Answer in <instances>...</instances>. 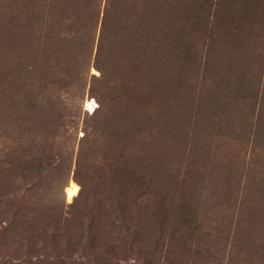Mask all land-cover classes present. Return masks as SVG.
Returning a JSON list of instances; mask_svg holds the SVG:
<instances>
[{"label": "trees", "instance_id": "obj_1", "mask_svg": "<svg viewBox=\"0 0 264 264\" xmlns=\"http://www.w3.org/2000/svg\"><path fill=\"white\" fill-rule=\"evenodd\" d=\"M212 4L0 0V236L8 252H23L28 264H54L78 252L108 261L126 241L147 248L150 237L163 240L152 225L172 210L178 218L184 203L169 142L189 127L180 110L208 102L196 100L194 84L186 93L185 65L192 64L185 54V65L178 61L188 51L181 30L205 23ZM240 102L253 115L256 101ZM257 111L264 118V101ZM223 126L251 137L228 124L219 134ZM260 127L249 138L258 154L264 119ZM194 143L190 177L195 158L202 160ZM70 184L75 192L67 196ZM257 191L264 193V183ZM247 227L239 231L244 244L253 240Z\"/></svg>", "mask_w": 264, "mask_h": 264}, {"label": "rangeland", "instance_id": "obj_2", "mask_svg": "<svg viewBox=\"0 0 264 264\" xmlns=\"http://www.w3.org/2000/svg\"><path fill=\"white\" fill-rule=\"evenodd\" d=\"M209 13L205 23L188 24L181 30L188 51L178 61L185 65V54L192 64L185 65L186 93L194 84L196 100L202 95L208 102L200 106L188 103L180 110L182 125L189 127L182 129L174 143L169 142L172 147L168 149L173 150L170 166L179 169L184 179L180 216L174 219L177 213L172 210L162 225L155 220L152 227L163 233V240L152 243L150 237L147 248L126 241L118 256L107 255L108 261L78 252L71 258L60 257L54 264H264V193L255 192L256 186L264 183V153L258 154L256 141L250 140L263 129L264 118L258 117L257 110L264 101V0H213ZM174 61L170 56L169 65ZM91 72L95 73L94 69ZM240 101H256L253 115L245 112ZM82 106L91 109L94 103L84 98ZM225 124L242 127L239 131L250 133V139L246 141L234 128L225 126L219 134V126ZM194 142L202 147V160L195 158L197 170L190 181L188 161L190 164L195 156L189 155L196 148ZM65 191L70 196L75 187L70 184ZM237 220L238 233L234 235ZM243 225L250 231L246 238L253 239L245 244L238 241ZM26 260L23 252H8L0 236V264H28Z\"/></svg>", "mask_w": 264, "mask_h": 264}]
</instances>
